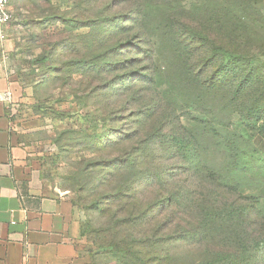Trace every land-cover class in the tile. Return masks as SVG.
I'll list each match as a JSON object with an SVG mask.
<instances>
[{"label":"rangeland","instance_id":"rangeland-1","mask_svg":"<svg viewBox=\"0 0 264 264\" xmlns=\"http://www.w3.org/2000/svg\"><path fill=\"white\" fill-rule=\"evenodd\" d=\"M48 1L55 16L42 19L25 0H12L15 19L2 64L9 63L6 72L17 85V128L28 135L25 141L36 142L52 183L77 198V141L123 132L134 153H151L152 176L182 189L187 201L199 181L212 183L211 170L232 168L225 137H240L249 122L229 103L234 78L216 85L214 68L205 69L204 62L213 42L225 38L244 55L238 69L250 78L236 105H251L264 93V0H211L209 6L208 0ZM225 7L247 26L233 18V30L223 21L217 31L212 19L225 18ZM226 101L231 107L223 109ZM217 122L228 126L221 138L213 134ZM244 139L253 156L240 166L252 173L240 191L249 198L234 191L204 196L199 236L173 249L187 264H264V136L251 130ZM241 182L236 176L231 184ZM209 212L216 215L212 222ZM83 238L89 264H115L114 254Z\"/></svg>","mask_w":264,"mask_h":264},{"label":"trees","instance_id":"trees-1","mask_svg":"<svg viewBox=\"0 0 264 264\" xmlns=\"http://www.w3.org/2000/svg\"><path fill=\"white\" fill-rule=\"evenodd\" d=\"M25 1L32 15L42 19L55 16V9L49 8L50 1ZM208 3L209 6L211 0H208ZM228 9L225 7L221 10L225 18L220 17L218 21L216 17L212 19L217 31L220 28L223 30V21V25L227 24L229 30H233L236 26L231 21L240 17H236ZM213 10H215L214 5ZM240 19L244 26L245 18ZM191 33L205 39L203 35ZM226 34L230 36L229 33ZM218 35L219 33L216 36ZM213 43L211 55L206 57L204 67L207 70L214 68L213 78L216 85L222 87L226 85V76L234 78V82L227 89L228 97L230 96L229 103L234 105V108L240 111L242 118L249 123L248 130L240 137L229 135L225 137L226 147L232 159V168L211 170L207 178L214 180L211 181L212 183L207 179L199 181V186H203L204 189L198 193L197 185L191 190L190 193L193 194L191 201L185 199L190 195L185 192L182 194V189L173 186L169 181L165 183L167 185H163L159 182L158 176H152L154 173L150 163L151 153L146 149L134 153L130 144L125 143L124 132L119 137L104 139L96 135L90 142L81 141L82 137H80V141L74 146V151L80 148L78 152H82L77 156L75 163L77 198L72 200L86 216L82 224L81 236H87L88 240L99 249L114 254L115 264H187L183 258L179 259L173 249L176 247L175 244L192 236H199L198 232L205 225V217L200 216V213L205 210L207 212L204 204L201 205L204 196L210 193L217 198L223 195V192L234 191L239 198L244 200L249 198L240 191V185L244 184V180L251 178L249 173L252 171L247 168V164L240 166V162L244 158L253 156V152L249 149L250 145L244 139L248 132L255 130L257 134L264 136V93H261L251 105L245 107L241 104L236 105L250 83L247 70L241 74L243 71L238 69L240 65H245V57L230 42H226L225 38L223 41ZM226 106L227 104L223 109ZM213 128H215L213 134L221 138L228 126L217 122ZM86 151L92 155L83 153ZM236 176L242 182L232 185L231 182ZM206 181L207 184L204 183ZM209 188H212L211 192ZM236 203L238 202L235 200L228 207H233ZM235 208H238L237 211L242 209L239 206ZM209 214L210 222L216 219V215L213 217L211 215L214 214L213 212ZM209 250L212 253H219L213 246H209Z\"/></svg>","mask_w":264,"mask_h":264},{"label":"crops","instance_id":"crops-1","mask_svg":"<svg viewBox=\"0 0 264 264\" xmlns=\"http://www.w3.org/2000/svg\"><path fill=\"white\" fill-rule=\"evenodd\" d=\"M11 23L6 27V39ZM5 39V40H6ZM0 44V264H89L84 212L52 183L36 142L15 121L16 82Z\"/></svg>","mask_w":264,"mask_h":264},{"label":"built area","instance_id":"built-area-1","mask_svg":"<svg viewBox=\"0 0 264 264\" xmlns=\"http://www.w3.org/2000/svg\"><path fill=\"white\" fill-rule=\"evenodd\" d=\"M15 19V15L12 9L11 0H0V44L3 43L6 39V27L12 23ZM0 98L8 99L10 98V93H7L6 96H1Z\"/></svg>","mask_w":264,"mask_h":264}]
</instances>
